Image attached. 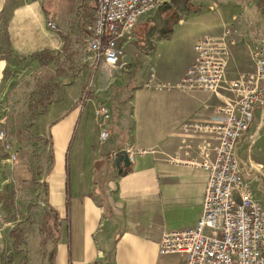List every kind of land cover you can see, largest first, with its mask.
<instances>
[{
	"label": "crops",
	"instance_id": "0c3cea01",
	"mask_svg": "<svg viewBox=\"0 0 264 264\" xmlns=\"http://www.w3.org/2000/svg\"><path fill=\"white\" fill-rule=\"evenodd\" d=\"M168 7L178 16L171 33L148 37L146 28L135 29L127 65L110 80L81 58L94 0H0V108L12 105L7 74L14 62L22 77L31 66L21 63L35 61L43 80L29 87L47 100L29 128L7 133L18 151L15 164L0 142V264H186L182 255H161L160 242L200 219L208 173L193 162L204 143L214 154L216 141L206 135L200 143V135L183 126L208 122L236 94L157 90L144 83L151 69L160 81L179 83L194 63L197 41L228 30L236 45L227 80L253 73L251 47L264 37V0H170L159 10ZM165 14L153 19L163 22ZM45 55L52 61L41 62ZM99 103L113 117L111 137L102 145ZM123 150L133 160L119 175L114 158ZM237 153L264 209V108L256 110ZM20 236L24 244L17 247Z\"/></svg>",
	"mask_w": 264,
	"mask_h": 264
},
{
	"label": "built area",
	"instance_id": "2783aa9c",
	"mask_svg": "<svg viewBox=\"0 0 264 264\" xmlns=\"http://www.w3.org/2000/svg\"><path fill=\"white\" fill-rule=\"evenodd\" d=\"M94 2V13L83 26V63L106 71L112 80V73L127 65L126 46L134 40L140 21L170 0ZM47 26L58 31L54 23L49 22ZM230 33L228 30L221 37H201L194 46V63L179 83L160 81L155 69H151L144 83L145 87L157 90L217 94L223 88L236 94V99L219 108L218 114L208 122L193 120L183 126L185 132L200 135L197 139L200 143L206 135L216 141L214 154L204 143L199 149L200 160L193 162L208 173L200 219L195 227L171 231L160 242L161 255H182L186 264H264V209L245 177V167L237 153L240 142L253 127L256 110L264 108V37L257 36L251 47L255 71L229 81L227 68L231 48L236 45ZM112 118L107 104L96 106L95 121L101 145L111 137ZM0 142L9 161L15 164L18 151L4 130L0 131ZM3 184L0 174V189Z\"/></svg>",
	"mask_w": 264,
	"mask_h": 264
},
{
	"label": "rangeland",
	"instance_id": "374dc122",
	"mask_svg": "<svg viewBox=\"0 0 264 264\" xmlns=\"http://www.w3.org/2000/svg\"><path fill=\"white\" fill-rule=\"evenodd\" d=\"M157 11L151 14V16L143 18L136 28L137 29L138 27L142 28L143 26L148 27V25L150 27L152 22L150 24L148 23L154 18V16L157 15L158 13ZM79 45L81 49V58L82 60H84V53H83L84 44L82 42ZM76 53L79 54L80 53L79 50ZM64 56L65 54H63V58H65ZM52 59H53L52 56L45 55L42 57L41 62L44 61L45 63L50 62L52 61ZM17 64L19 63L14 62L12 67L10 68L11 71H9L7 74L8 80L12 81L11 82L12 84H9L10 87L9 89L10 91H12L13 94L9 95L8 97V102H12L11 108L9 109L0 108V131L4 130L9 135L13 133H17L16 131L17 128L19 127H22V129L25 127L29 128L32 123V120L35 118V116H37L40 112H42L41 110L43 109L47 101V100L40 101L41 99L40 96L34 93L33 91L35 88L33 87L32 89V87H29L32 82L34 83V81L36 80L38 81L43 80L41 75L36 74L37 72L40 71V69L34 67L35 61L28 60L21 63L27 66H31L26 74H22V77L20 76L21 74L19 73L20 68L17 66ZM98 70L99 69H95L96 72H99ZM30 72H32V74H30ZM16 85L18 86V88H14L16 87ZM28 100L30 103H35V104H30L26 107L25 104ZM14 106H16V108ZM22 244H24V238L23 237L21 238L20 236L19 239H17V247L18 245H22ZM35 247H36L35 241L31 237L29 240L28 249L32 251L33 248Z\"/></svg>",
	"mask_w": 264,
	"mask_h": 264
},
{
	"label": "trees",
	"instance_id": "16d2710c",
	"mask_svg": "<svg viewBox=\"0 0 264 264\" xmlns=\"http://www.w3.org/2000/svg\"><path fill=\"white\" fill-rule=\"evenodd\" d=\"M158 13L159 14L160 13H164V14L166 13L164 18H163V22H159L155 18V19H152V24L150 27H149V25H148V27H146V26L142 27L143 29L146 28V30L149 31L148 37L153 35L154 32H156V31L159 32L161 35L168 36L172 31V29H171L172 24H174L178 20V16L169 7H168V9L166 8L165 10L163 8V11H162V9H161V11L159 10ZM158 13H157V16H159ZM150 23L151 22H149L148 24H150ZM142 28H140V29H142ZM148 44L149 43H147L146 46H148ZM41 99H42V97H41ZM41 111H43V109Z\"/></svg>",
	"mask_w": 264,
	"mask_h": 264
},
{
	"label": "water",
	"instance_id": "95a60500",
	"mask_svg": "<svg viewBox=\"0 0 264 264\" xmlns=\"http://www.w3.org/2000/svg\"><path fill=\"white\" fill-rule=\"evenodd\" d=\"M115 167H117L119 175H124L131 167V161L128 153L123 150L115 155L114 158Z\"/></svg>",
	"mask_w": 264,
	"mask_h": 264
}]
</instances>
